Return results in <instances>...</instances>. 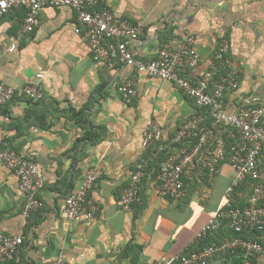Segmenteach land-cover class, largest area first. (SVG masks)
Segmentation results:
<instances>
[{
  "label": "crops",
  "instance_id": "crops-1",
  "mask_svg": "<svg viewBox=\"0 0 264 264\" xmlns=\"http://www.w3.org/2000/svg\"><path fill=\"white\" fill-rule=\"evenodd\" d=\"M100 5L142 26L138 38L126 40L136 58L154 59L165 44L176 48L193 35L201 60L186 70L188 79L197 83L214 68L216 77L225 67L235 69L239 85L225 92L227 111L235 112L249 94L264 104V0H101ZM40 15L39 27L23 36L25 6L11 8L0 20V81L17 88L39 83L45 92L37 105L17 95L0 107V151L10 139L34 156L43 178L38 195L44 205L27 219L19 177L0 160V232L23 237L11 264H46L58 256L68 264H144L181 253L223 204L234 177L230 162L222 161L218 172L206 176L200 165L214 150L207 145L196 167L187 171L180 199L160 193L154 172L142 182V203L132 210L123 209L122 194L136 165L157 158L155 144L143 147L147 124L157 122L170 147L177 130L201 108L172 81L146 75L138 76L137 96L127 102L118 87L137 75L136 68L119 58L95 60L75 33L74 9L45 5ZM224 40L231 44L227 65L215 57ZM89 129L93 139L101 135V140L77 144ZM224 130L214 129L213 136ZM91 167L102 172L88 194L98 206L95 219L90 224L67 220L65 198ZM247 191L237 190L235 201L246 204ZM254 259L264 264V249ZM239 261L236 255H216L208 264Z\"/></svg>",
  "mask_w": 264,
  "mask_h": 264
},
{
  "label": "built area",
  "instance_id": "built-area-1",
  "mask_svg": "<svg viewBox=\"0 0 264 264\" xmlns=\"http://www.w3.org/2000/svg\"><path fill=\"white\" fill-rule=\"evenodd\" d=\"M100 4L101 0H0V20L11 8L25 6L26 16L20 31V35L23 36L39 27L43 6H68L77 12L75 33L87 42L95 60L109 61L119 58L123 63L136 68L137 75L127 78L118 87V92L127 102H133L137 96L138 76L146 75L172 81L194 100L199 109L208 110L212 118V129L203 127L207 116L199 110L177 130L173 138V142L193 138H198V141L191 147L185 146L178 152L170 153L161 165L157 177L160 193L165 197L178 200L185 194L183 174L196 167L207 145L214 144V150L205 158L203 167H208L210 174L219 171L221 162L225 160L226 147L222 136H213L214 129L223 126L230 130L231 136L238 139L232 146L230 156L234 177L227 188L223 204L197 233L196 239L217 230L225 220L237 235L225 237L219 242H212L190 253L183 250L171 258L156 259L144 264H174L178 261L181 264H208L216 255L237 251L243 253V259L238 264H259L254 258L263 251V245L240 233L247 229L264 230V104L260 102L258 96L249 94L242 98L235 112L227 111L225 92L239 85V73L235 69L229 70L221 79H217L215 68L207 71L197 83L188 79L185 75L186 70L195 68L201 60L193 35H188L176 48L165 44L154 59L136 58L126 40L138 38L143 32L142 26L133 24L111 8ZM230 48V42L224 40L216 51V59L225 65L230 64L227 56ZM14 49L15 46H11L10 50ZM37 77L42 78L44 74L39 73ZM17 95L40 101L44 99L45 92L39 83L17 88L0 81V107ZM163 139L162 128L151 120L144 130L143 147L149 148L153 144H160V149H163L166 145ZM0 160L19 177V188L24 195L22 214L28 219L33 211L44 205L38 195L43 184L38 163L34 156L9 144L0 151ZM145 167L146 163L140 162L137 165L131 175L130 185L123 191L122 207L125 210L130 211L136 204L142 203L141 181L145 176ZM101 173L97 167L89 168L82 184L67 195L63 208V216L67 220L83 219L89 224L94 221L98 206L88 199V194ZM242 183H247L251 195L244 207H238L234 204V194ZM22 244V236L0 232V263L15 258ZM46 264L68 262L63 256H58Z\"/></svg>",
  "mask_w": 264,
  "mask_h": 264
},
{
  "label": "trees",
  "instance_id": "trees-1",
  "mask_svg": "<svg viewBox=\"0 0 264 264\" xmlns=\"http://www.w3.org/2000/svg\"><path fill=\"white\" fill-rule=\"evenodd\" d=\"M229 73V69H227L225 67V71L224 73H218V76L217 77L218 79H221L223 76L227 75ZM33 102V104H36L39 103L40 101H34V100H31ZM201 112H205V114L207 115V118H206V122L203 123V127L205 129H212V118L211 116L209 115V112L207 109H200ZM79 114H82V111L80 112H76L74 114V117H77V115ZM43 116H47V112H43L42 113ZM41 115V116H42ZM30 117V113H28V115L25 117V119H28ZM93 131L92 129H89L87 130V132L85 133V135L82 137V138H79L78 141H77V144L85 139H91L93 142H98L101 140V135H98L97 137H95L93 139ZM177 133V132H176ZM175 133V135H176ZM175 135L172 137V142L170 144V147H168V145L166 144L165 147L163 149H160V144H155L157 146V149H156V159L153 157L152 160H149V157H146L145 159L141 160L143 161L142 163H146V167H145V176L143 178V180L141 181V184L142 182H144L145 179H147L148 175L151 173V172H154V176L157 177L158 174H159V171H160V168H161V165L163 164V162L165 161V159L167 158V156L170 154V153H175V150L172 151L173 149L175 148H180L182 149L183 147L185 146H193L197 141H198V138H193L192 140H183V141H180V142H173V138L175 137ZM222 138L224 139V142H225V147H226V155H225V160H228V162H230V156H231V152H232V146L237 142V138L236 137H233L231 136V133H230V130L229 129H225L223 134H222ZM7 144H9L11 147H14L15 146L13 145L12 141L10 139H6L5 140ZM215 143V142H214ZM153 146V145H152ZM5 146H2L1 149H3ZM212 147L214 148V144H212ZM17 149V148H16ZM179 149V150H180ZM151 155H153V153H151ZM146 161V162H145ZM203 169V172L206 174V176H209L210 175V169L208 167H203V164L200 165ZM137 168V165L134 169V171L136 170ZM189 171V170H187ZM187 171L183 174V180H184V183H185V187H186V182H185V176H186V173ZM249 181H247L248 183ZM247 183H242L241 185H239L237 188H236V191L239 190L240 188H246L248 187L247 186ZM235 191V194L237 193ZM72 192V191H71ZM70 192V193H71ZM246 195L248 196L247 198V202H248V199L251 195V190L250 192H246ZM171 199V198H170ZM245 200V199H244ZM246 202V204H247ZM234 204L238 207H244L246 204H241L240 202L238 201H235ZM137 205H135L136 207ZM39 209H42L39 208ZM38 209V210H39ZM32 214V213H31ZM234 235H237V233L229 226V223L227 220H225L222 224V226L220 228H218L217 230H214L212 232H209L205 237L201 238V239H196L195 243L189 247H187L185 249L186 253H190L192 251H195V250H199L201 249L203 246L205 245H208V244H211L212 242H219L221 240H223L225 237H232ZM240 235L246 237V238H249V239H252V240H257L259 241L261 244L262 242L264 241V230H258V229H247L245 230L244 232L240 233ZM263 245V244H262ZM264 247V245H263ZM223 255H232V256H238L240 258V261L238 263H240L243 259V253L241 251H237L235 253H228V254H223ZM17 256H15L16 258ZM15 258L11 259V260H8V261H5L7 264H11V263H15ZM2 263V262H1ZM174 264H181L180 261L178 262H175Z\"/></svg>",
  "mask_w": 264,
  "mask_h": 264
}]
</instances>
